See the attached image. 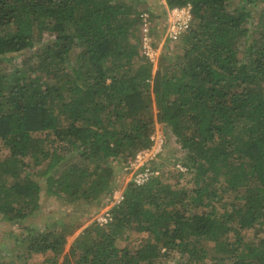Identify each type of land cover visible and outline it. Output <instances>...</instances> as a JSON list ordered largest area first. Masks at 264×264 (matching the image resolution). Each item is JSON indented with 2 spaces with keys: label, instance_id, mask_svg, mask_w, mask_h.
Returning <instances> with one entry per match:
<instances>
[{
  "label": "trees",
  "instance_id": "obj_1",
  "mask_svg": "<svg viewBox=\"0 0 264 264\" xmlns=\"http://www.w3.org/2000/svg\"><path fill=\"white\" fill-rule=\"evenodd\" d=\"M166 1L191 3L194 19L154 70L140 49V10L125 0H0V60L32 50L11 70L0 63V216H30L43 189L100 203L114 191L112 160L150 147L157 121L187 168L129 181L111 218L87 224L69 251L92 208L33 228L19 240L45 257L27 264H157L172 251L178 264H264V11L252 42L257 0ZM187 173L185 184L170 180ZM251 228L262 233L247 238ZM131 230L149 234L121 245ZM205 240L219 256L208 260Z\"/></svg>",
  "mask_w": 264,
  "mask_h": 264
},
{
  "label": "rangeland",
  "instance_id": "obj_2",
  "mask_svg": "<svg viewBox=\"0 0 264 264\" xmlns=\"http://www.w3.org/2000/svg\"><path fill=\"white\" fill-rule=\"evenodd\" d=\"M133 5H135L140 11L148 10L153 19V23L155 25L154 36L155 38L161 39L163 24L165 23L167 17V1L166 0H125ZM239 0H233V2H238ZM251 18L246 23V29L250 41L256 42L259 38V29L257 27L258 20L262 11H264V0H257L255 3H251ZM49 36L44 34L43 36L38 35V42L44 41ZM177 41L166 42L162 48V53L168 50V55L166 57H170L171 55L177 53L178 47L176 46ZM180 50V49H179ZM161 53V54H162ZM32 54V50L29 52H25L24 54H16L14 57L9 59H1L0 63L4 65L5 68L11 70L14 66L22 64L23 59L30 57ZM161 57V55H160ZM159 63V60H158ZM157 64L154 65V70L157 68ZM154 110L156 107L154 106ZM155 130L159 132H164L166 136V142L164 145V150L161 155H159L153 162L158 171L161 169H170L174 170L175 161L177 157L184 155V150L181 147V144L177 140L176 136L173 134L170 128L166 127L165 124L161 122H156ZM36 135L46 137L49 142H52L53 135L48 133V131H40L36 132ZM56 142V141H55ZM58 143V142H56ZM8 150L3 147L0 143V157H4L7 154ZM115 164V173L113 177V185L114 191L112 195L108 194L104 198L99 201H93L91 203L80 202L75 205L68 202L65 198L58 197L51 193H48L45 189H43L41 198H40V206L36 209L30 216L11 221L7 216H0V259L9 261L12 264H27L33 262H40L45 257L42 253L36 254H28L26 252V247L24 243H21L19 239H24L28 231H31L33 228L37 229L44 228L47 225L52 223H62L66 222L70 219V215L73 213L79 215L82 211L92 208L93 211H89L86 214H81L80 219L83 222L81 228L77 229V231L69 236L68 243L65 247V251H69L70 244L74 237L84 228L87 224L94 221V217L103 211L111 208L116 201H113V195L116 190H120L121 188H125L129 180V173L125 166L128 163H120L117 159L112 160ZM181 163V162H180ZM176 172V171H175ZM173 171V174L175 173ZM172 174V175H173ZM191 174H186L185 176L174 175L170 178L171 182L180 181L181 184H185L187 180L190 179ZM44 182V179H42ZM224 196L226 199L231 198L227 192H225ZM98 206V207H97ZM262 233L260 229H246L245 234L247 238H252L255 235H259ZM149 233L141 232L137 230H131V233L128 239H120L121 245H133L136 244L141 239H144ZM205 243L209 250L208 260L212 259L215 256H219L218 245L215 241L205 240ZM25 254V255H24ZM178 253L176 251H172L171 255H166L161 257L157 264H178L177 257Z\"/></svg>",
  "mask_w": 264,
  "mask_h": 264
},
{
  "label": "built area",
  "instance_id": "obj_3",
  "mask_svg": "<svg viewBox=\"0 0 264 264\" xmlns=\"http://www.w3.org/2000/svg\"><path fill=\"white\" fill-rule=\"evenodd\" d=\"M140 35L141 45L140 49L153 64H157L162 53V48L166 42L177 41L181 36L190 28L194 14L191 3L183 5H175L167 7V17L165 21L164 30H162L161 39H156L154 36L155 25L153 23L152 15L148 10L140 11ZM153 143L150 147L140 150L134 158L125 166L129 173V181H133L136 184H142L148 180L151 176L157 175L159 171L151 163L164 150L166 137L164 132L154 130L151 134ZM177 166L182 170L187 168L180 162ZM124 189L116 190L113 195V201L119 203L124 197ZM114 203V204H116ZM110 208L96 215L93 220L105 223L110 217Z\"/></svg>",
  "mask_w": 264,
  "mask_h": 264
},
{
  "label": "crops",
  "instance_id": "obj_4",
  "mask_svg": "<svg viewBox=\"0 0 264 264\" xmlns=\"http://www.w3.org/2000/svg\"><path fill=\"white\" fill-rule=\"evenodd\" d=\"M168 7V6H167Z\"/></svg>",
  "mask_w": 264,
  "mask_h": 264
}]
</instances>
